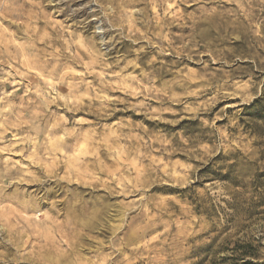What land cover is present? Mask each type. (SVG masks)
Here are the masks:
<instances>
[{
    "label": "rangeland",
    "instance_id": "374dc122",
    "mask_svg": "<svg viewBox=\"0 0 264 264\" xmlns=\"http://www.w3.org/2000/svg\"><path fill=\"white\" fill-rule=\"evenodd\" d=\"M0 264H264V0H0Z\"/></svg>",
    "mask_w": 264,
    "mask_h": 264
}]
</instances>
